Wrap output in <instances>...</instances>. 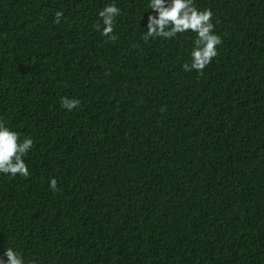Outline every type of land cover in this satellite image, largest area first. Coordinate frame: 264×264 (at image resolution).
I'll return each instance as SVG.
<instances>
[{"label": "trees", "instance_id": "16d2710c", "mask_svg": "<svg viewBox=\"0 0 264 264\" xmlns=\"http://www.w3.org/2000/svg\"><path fill=\"white\" fill-rule=\"evenodd\" d=\"M105 2L0 0V119L33 139L29 176L0 174V252L264 264V0H194L221 38L199 74L181 68L193 33L141 39L146 0H116L102 37Z\"/></svg>", "mask_w": 264, "mask_h": 264}, {"label": "clouds", "instance_id": "9594fccd", "mask_svg": "<svg viewBox=\"0 0 264 264\" xmlns=\"http://www.w3.org/2000/svg\"><path fill=\"white\" fill-rule=\"evenodd\" d=\"M147 13L144 25L139 24L143 31L141 39L147 42L150 38L174 39L178 34L193 33L190 49L187 52L188 60L181 65L184 72L196 71L198 74L207 66L217 54V47L221 38L214 31L211 22L212 11L205 7L199 8L194 0H146ZM140 13V20L142 14ZM122 14L116 0H106L96 11L97 22L93 28L108 41L116 39L114 28L117 18ZM63 13L56 11L53 20L59 23ZM75 97L59 98V104L66 111L71 112L79 105ZM33 146L30 135H21L4 119H0V174L21 176L27 178L29 170L24 157ZM48 188L57 190L55 177H49ZM0 264H25L20 252L14 247H7L0 252Z\"/></svg>", "mask_w": 264, "mask_h": 264}]
</instances>
